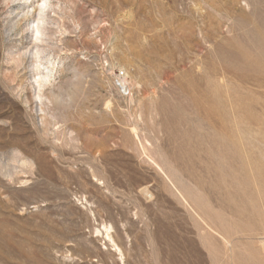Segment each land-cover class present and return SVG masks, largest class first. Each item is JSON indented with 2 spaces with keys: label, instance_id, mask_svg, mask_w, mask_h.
<instances>
[{
  "label": "rangeland",
  "instance_id": "1",
  "mask_svg": "<svg viewBox=\"0 0 264 264\" xmlns=\"http://www.w3.org/2000/svg\"><path fill=\"white\" fill-rule=\"evenodd\" d=\"M0 264H264V0H0Z\"/></svg>",
  "mask_w": 264,
  "mask_h": 264
},
{
  "label": "bare ground",
  "instance_id": "2",
  "mask_svg": "<svg viewBox=\"0 0 264 264\" xmlns=\"http://www.w3.org/2000/svg\"><path fill=\"white\" fill-rule=\"evenodd\" d=\"M146 190H147V189H146ZM143 192H144V191H143ZM146 192H147V191H146ZM144 193H145V192H144ZM145 194H146V193H145ZM145 194H144V195H145Z\"/></svg>",
  "mask_w": 264,
  "mask_h": 264
}]
</instances>
